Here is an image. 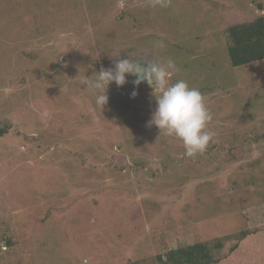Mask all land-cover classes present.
Returning <instances> with one entry per match:
<instances>
[{"label":"rangeland","instance_id":"obj_1","mask_svg":"<svg viewBox=\"0 0 264 264\" xmlns=\"http://www.w3.org/2000/svg\"><path fill=\"white\" fill-rule=\"evenodd\" d=\"M11 4L13 11L0 15V27L13 22L0 28V212L23 213L0 218V236L14 241L9 248L0 240V264H82L85 258L88 264H132L146 254L128 249L135 231L149 250L142 264H156L150 253L164 252L176 237L181 244L224 237L226 252L237 238L240 207L264 201V59L232 66L224 30L264 16V0H171L167 8H153L148 0ZM161 40L165 47H156ZM119 59H172L179 69L172 82L198 88L212 115L213 141L194 157L205 163L196 176L215 187L213 200L197 211L203 231L177 224L180 231L168 234L162 248L160 224L174 221L181 207L149 213L145 202L176 198L178 173L190 165L175 171L169 161L189 157L180 139L150 123L156 108L151 86H135L131 75L123 87L112 82L101 109L80 84ZM10 92L22 99L20 116L9 109ZM90 146L101 169L86 168L92 162L78 157L92 155ZM257 227L264 229V220Z\"/></svg>","mask_w":264,"mask_h":264},{"label":"trees","instance_id":"obj_2","mask_svg":"<svg viewBox=\"0 0 264 264\" xmlns=\"http://www.w3.org/2000/svg\"><path fill=\"white\" fill-rule=\"evenodd\" d=\"M11 3H13V0H0V15L3 14L5 16L8 12L11 13L10 11H13L14 5ZM256 6H260V10H263L260 3L257 4ZM1 27L12 28L13 27L12 20L10 19L8 23H5V24L1 23ZM134 34H136V32H132V35ZM126 36H128L127 31H125V37ZM8 43L9 45H12V43L10 42ZM224 44L226 45L228 61L232 66H242L245 64L253 63L255 61L263 60L264 59V16L261 14H258V15H255L254 18L251 20L234 23L226 27V29L224 30ZM70 51H73V49L71 48ZM126 77L128 79V74H126ZM0 86H1V82H0ZM33 92L36 93V89L33 90ZM23 95H28V94H23ZM6 99H8L11 103L9 106L10 107L9 109L14 110V114L16 116H20L19 112H21V108H20L19 103L22 101V99L19 96L13 95V93L11 94V92L9 93V96L6 97ZM87 103H90V100H88ZM107 112L109 113V111ZM24 114H22V116H24ZM5 121L7 120L5 119L3 120L4 124L7 125V122ZM3 134H4L3 129L2 130L0 129V137ZM32 140L33 139L30 138L27 142L28 144L25 143L24 151L28 149L29 143H31ZM93 147L94 146L89 147L90 151H93L92 155L88 153H83L82 157L78 155L77 156L79 157V159H86L92 162L91 164L88 163L86 168L99 167L101 169L100 159L97 158L95 154H93L94 153ZM22 149L23 148H21V150ZM56 150L60 151L58 149ZM50 153L53 154L52 152ZM12 156L13 154L10 151V155L8 157L13 158ZM24 157H26L25 153L22 158L24 160L30 159V158H24ZM261 157L262 158L260 160L261 161L263 160L264 162V154ZM120 159L121 158H118L117 160L120 162V165L124 166L125 164H123L120 161ZM167 160L169 161V159ZM179 160L173 159V162L169 161L171 165L170 167L176 171L177 170L176 168L189 164L190 168L187 165L185 172L183 168L182 169L183 173L181 172V170L178 173L179 181L176 183L178 187L175 188V190L178 192V194H176V198H174L172 201L162 199L159 202V204H157V200H155V198L153 197H150L149 198L150 200L145 199L147 200V202H145V205H146L147 210H149V213L154 212V210L158 211L160 206H165L167 210H169L168 207L170 205H173L172 207H174L177 204V205H180L181 207L180 212L178 213L176 212L177 214H174L173 218L176 217V219H172L174 221H171V223L167 222L168 224H166L165 226L160 224L161 232H160L159 239L161 241V244H160L161 248L163 246H167V245H163V243L166 244L167 241L170 240L169 238H166L168 237V234L172 238L171 236L172 234L174 235V233H176L177 231H180L176 227L177 224L180 225L181 223H183L182 225L184 226V224L186 225V223H190L194 226L195 225L198 226V229L202 230L203 229L202 224L198 223L197 221V216H196L197 211L198 209H203L206 205H208L209 202L213 200L214 194H215V187L211 183L208 184L206 181L199 179L198 177L199 175L196 176L197 174H199L198 172L201 169V166H203L204 162L200 161L199 159L195 160L192 157H189L188 159H186V157L185 158L183 157L180 160V162H178ZM257 161L258 160H255V162ZM84 162L85 161L82 160L80 164L83 165L85 164ZM34 163H38L39 166H42L41 164L43 162L35 158ZM114 163L111 162V165L115 166ZM135 164L144 165V163L138 160L135 161ZM0 165H1V162H0ZM2 165H5V162ZM116 166L119 167L117 163H116ZM163 166L166 167V164H164ZM203 167H205V165ZM186 170H187V173H186ZM157 191H161V190H157ZM180 193L183 194L184 196L179 197ZM31 196H32V199L36 198L34 194H31ZM181 198H184L185 200H183L182 202ZM3 206L4 205H0V209ZM127 209L129 211L130 206ZM14 210H15L14 212H13V209L2 210V212H0L2 214L0 215V218L4 220L6 217L11 218V219H14L15 217L20 218V216L22 217L21 214L23 213V211L19 212L18 209H14ZM239 210H240L239 211V222H241V224L238 227L239 231L236 232L238 234L236 235L230 234V236L233 235L232 237H237V238H235V243L232 244L227 249L226 252H223L221 250L224 244V240H225L224 237L216 238L215 236L214 238L210 239V241H208L206 240L205 236H204L205 239L202 236V238H200L198 241L193 242V243H188V244H181L180 242H175L177 240V237H176L174 239L175 244L172 247L167 246L164 249V252H159L157 250L155 253H150L154 257V259H151V261L155 262L156 264H264V233L261 232V231H264V229L262 228L259 229L257 227V225L262 223L264 220V201L255 203L254 205H251L247 208H243L241 206ZM167 217H169L168 219L170 221V216H167ZM168 231L170 232L167 233ZM139 233L140 231H135L133 232L134 235L130 236L131 241H130V245L128 249L129 248H133L136 250L138 249L139 251L140 250L142 251L141 253H144L145 251L147 254L148 253L147 251H149L146 246L147 242L144 239H141L139 237ZM76 237L80 238L81 236L77 235ZM246 239H248V241ZM0 240H3L5 245L9 248H11L14 245V241L9 235L5 236L4 234H2L0 236ZM259 240H262V248L255 247V245L256 246L259 245V242H258ZM115 252L116 251L114 250L113 253ZM136 254H138V251H136ZM146 254L140 260L137 258L136 260H133L132 264H142V261L146 262L145 261V259H147L146 257H149Z\"/></svg>","mask_w":264,"mask_h":264},{"label":"clouds","instance_id":"obj_3","mask_svg":"<svg viewBox=\"0 0 264 264\" xmlns=\"http://www.w3.org/2000/svg\"><path fill=\"white\" fill-rule=\"evenodd\" d=\"M153 8H167L171 0H148ZM156 47H165L164 42L157 41ZM119 55V54H117ZM116 56V55H114ZM179 71L172 59L164 61L119 59L114 68L101 69L95 79L84 78L80 84L91 90L96 106L103 109L108 102L107 88L112 83L118 87L125 85L126 74L134 76L132 83L139 86L146 82L153 88L156 108L151 124L156 125L160 132L180 139L185 149V156L194 158L203 154L215 133L208 129L212 115L207 108L204 97L198 88L190 87L183 79L172 82V77ZM132 97L137 95L134 90ZM82 264H88L85 258Z\"/></svg>","mask_w":264,"mask_h":264},{"label":"flooded vegetation","instance_id":"obj_4","mask_svg":"<svg viewBox=\"0 0 264 264\" xmlns=\"http://www.w3.org/2000/svg\"><path fill=\"white\" fill-rule=\"evenodd\" d=\"M142 63H146V61L145 60H143V61H141ZM143 84H147L146 82H142Z\"/></svg>","mask_w":264,"mask_h":264}]
</instances>
